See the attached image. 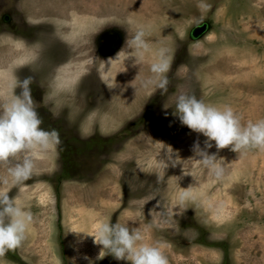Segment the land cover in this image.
I'll list each match as a JSON object with an SVG mask.
<instances>
[{
  "label": "rangeland",
  "instance_id": "374dc122",
  "mask_svg": "<svg viewBox=\"0 0 264 264\" xmlns=\"http://www.w3.org/2000/svg\"><path fill=\"white\" fill-rule=\"evenodd\" d=\"M141 27L151 51L135 62L126 41ZM161 47L172 57L163 94L142 86ZM34 57L56 61L30 88L61 144L34 151L32 177L8 192L33 221L0 264H131L93 243L109 219L139 228L169 264H264V149L213 147L217 180L192 158L206 138L174 115L187 93L231 106L242 125L264 119V0H0V109ZM182 191L192 198L174 213Z\"/></svg>",
  "mask_w": 264,
  "mask_h": 264
},
{
  "label": "clouds",
  "instance_id": "9594fccd",
  "mask_svg": "<svg viewBox=\"0 0 264 264\" xmlns=\"http://www.w3.org/2000/svg\"><path fill=\"white\" fill-rule=\"evenodd\" d=\"M147 35L149 32L141 27L126 41L135 50V62L142 60L144 54L151 51L146 40ZM171 65L169 49L159 48L150 66L152 77L143 81L142 86H152L155 90H161V94L166 93L169 84L167 74ZM32 83V76L22 81L14 78L12 90L20 87L21 94H12L11 100L0 109V165H9L7 172L10 177L0 181L8 186L6 191H0V258L22 246L28 227L33 221L31 211L17 203L15 198L10 199L8 192L32 177L35 167L32 156L34 151L55 150L61 144L57 130H45L41 127L43 119L39 116L31 96ZM174 115L182 126L206 138L203 147L199 140L193 143L192 158L209 170L217 180L222 178L224 168L217 153L209 151L213 147L219 150L230 146L235 153L264 149V119L242 125L241 118L229 105L218 107L198 100L195 95L181 93L176 99ZM21 155L22 160L17 162L16 158ZM165 155L170 163L176 153L170 147ZM191 198L190 191L180 192L173 212ZM91 237L93 243L102 246L103 257L111 255L118 261H130L131 264H169L158 244L143 242L145 236L139 228L120 223L111 224L109 219L98 223L95 235Z\"/></svg>",
  "mask_w": 264,
  "mask_h": 264
},
{
  "label": "flooded vegetation",
  "instance_id": "af4514ba",
  "mask_svg": "<svg viewBox=\"0 0 264 264\" xmlns=\"http://www.w3.org/2000/svg\"><path fill=\"white\" fill-rule=\"evenodd\" d=\"M8 17L9 16H4L2 18L5 19V20H7L8 23H9V18ZM19 20L20 21L22 20V22H23V24H20V23L18 24L19 25V28L22 26L23 29H24L25 27L27 28V26H31L30 23H28V20L27 19H24L22 17V15H20ZM15 29L16 28H14V30ZM28 30L29 29H27L24 32L27 33ZM8 33H13V32L10 31L9 28H8ZM28 37H29L28 33L26 34V36H23V38H25V39H28ZM33 60L34 61H31L29 64H27L25 66V70L26 69L28 70V76L30 75V76L33 77L34 80H38V81H39L41 75L47 74L45 70H48L49 69V66L51 67L50 64H53V63L56 62V61H54V62H51L50 63L49 61L47 62V60H45V62H43V60H40L41 61L40 62V61H38V58L37 57L36 58L34 57ZM41 66L44 67V69ZM42 97H43V94H42Z\"/></svg>",
  "mask_w": 264,
  "mask_h": 264
},
{
  "label": "water",
  "instance_id": "95a60500",
  "mask_svg": "<svg viewBox=\"0 0 264 264\" xmlns=\"http://www.w3.org/2000/svg\"><path fill=\"white\" fill-rule=\"evenodd\" d=\"M206 29H207V25L206 24L198 26L192 31V36L193 37H197L198 34H202L203 32H205Z\"/></svg>",
  "mask_w": 264,
  "mask_h": 264
},
{
  "label": "bare ground",
  "instance_id": "6f19581e",
  "mask_svg": "<svg viewBox=\"0 0 264 264\" xmlns=\"http://www.w3.org/2000/svg\"><path fill=\"white\" fill-rule=\"evenodd\" d=\"M13 75V74H12Z\"/></svg>",
  "mask_w": 264,
  "mask_h": 264
}]
</instances>
